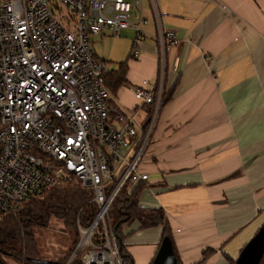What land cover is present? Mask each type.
<instances>
[{
	"label": "crops",
	"instance_id": "obj_1",
	"mask_svg": "<svg viewBox=\"0 0 264 264\" xmlns=\"http://www.w3.org/2000/svg\"><path fill=\"white\" fill-rule=\"evenodd\" d=\"M141 3L138 42L132 30L102 29L90 46L108 69L127 62V83L109 100L140 117L147 106L133 87L157 77L155 11L179 41L165 52L172 92L140 166L148 180L139 205L163 209L182 264L200 261L205 250L204 264H229L264 220V0ZM136 227L124 228L125 250L133 264H150L161 229Z\"/></svg>",
	"mask_w": 264,
	"mask_h": 264
},
{
	"label": "built area",
	"instance_id": "obj_2",
	"mask_svg": "<svg viewBox=\"0 0 264 264\" xmlns=\"http://www.w3.org/2000/svg\"><path fill=\"white\" fill-rule=\"evenodd\" d=\"M141 4L0 0V216L72 178L91 189L96 212L86 226L76 221L77 241L65 264L77 254L81 264H124L108 207L125 182L130 189L148 180L140 166L167 90L165 52L179 41L155 11L157 77L133 87L147 106L140 119L109 103L108 66L95 58L90 37L129 29L138 42Z\"/></svg>",
	"mask_w": 264,
	"mask_h": 264
},
{
	"label": "trees",
	"instance_id": "obj_3",
	"mask_svg": "<svg viewBox=\"0 0 264 264\" xmlns=\"http://www.w3.org/2000/svg\"><path fill=\"white\" fill-rule=\"evenodd\" d=\"M126 71L127 62L123 61L104 74L103 86L109 94H114L119 86L127 83ZM171 92L172 88L164 92L163 103ZM109 103H111L110 100ZM144 188V183L138 182L129 189L128 183L125 182L108 207V217L111 220L112 230L124 264H133L123 244V240L129 234L124 228L133 222L137 223L136 229L158 227L161 229L160 240L162 237H168L172 243L171 230L163 209L139 205L138 198ZM91 196V189L83 187L76 178H72L59 187H50L40 195L22 202L16 211L0 216V264H7L4 257H11L19 264H47V261L40 258L33 232L36 228H46L51 218L61 221L63 230L70 234L63 257L53 259L55 264H65L77 241L76 221L86 226L96 212L95 203L90 201ZM172 249L176 264H182L177 257L174 243H172ZM210 252V250L203 251L201 260L193 264H204ZM69 264H81L79 254ZM229 264H233V261ZM258 264H264V253Z\"/></svg>",
	"mask_w": 264,
	"mask_h": 264
},
{
	"label": "rangeland",
	"instance_id": "obj_4",
	"mask_svg": "<svg viewBox=\"0 0 264 264\" xmlns=\"http://www.w3.org/2000/svg\"><path fill=\"white\" fill-rule=\"evenodd\" d=\"M92 38L93 37L91 36L90 46L92 43ZM109 66L111 68L116 67V61H111ZM139 116L140 119L143 118L142 114ZM33 233L35 234L37 247L40 252V258L47 261V264H55L53 259L63 257V253H65V250L67 249L70 234L63 230V224L61 221L51 218L46 228H36L34 229ZM3 259L5 261L7 260V264H19L11 257H4ZM65 263H67V261Z\"/></svg>",
	"mask_w": 264,
	"mask_h": 264
},
{
	"label": "water",
	"instance_id": "obj_5",
	"mask_svg": "<svg viewBox=\"0 0 264 264\" xmlns=\"http://www.w3.org/2000/svg\"><path fill=\"white\" fill-rule=\"evenodd\" d=\"M264 253V220L256 232L247 240L233 260V264H258ZM150 264H176L172 243L162 237Z\"/></svg>",
	"mask_w": 264,
	"mask_h": 264
}]
</instances>
